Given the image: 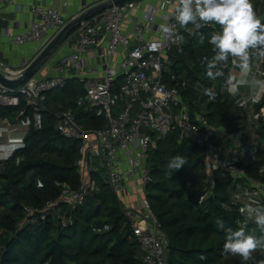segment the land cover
I'll list each match as a JSON object with an SVG mask.
<instances>
[{"label": "trees", "instance_id": "trees-1", "mask_svg": "<svg viewBox=\"0 0 264 264\" xmlns=\"http://www.w3.org/2000/svg\"><path fill=\"white\" fill-rule=\"evenodd\" d=\"M133 1L141 0L126 2ZM252 3L256 14L264 17V0ZM190 26H183V51L170 55L171 73L189 83L182 88L183 99L193 114L203 113L208 118L215 128L213 139L223 150L228 136L245 131L253 123L256 157L246 163L237 161L246 174L233 179L222 168L209 170L205 148L190 135L182 137L179 128L156 140L149 159L153 181L148 185V196L168 236L167 264H264V245L249 260L223 254L226 232L219 227L220 222L233 230L243 227L264 241V230L242 211L246 204L264 207V115L260 114L264 96L248 106H239L223 91L229 79L224 62L214 69L220 75L208 77L207 63L215 55L209 38L220 31V26L194 35L187 30ZM169 73L165 80L174 85ZM182 73L186 74L184 78ZM197 82L209 91L203 94L201 88L194 87ZM85 94L87 97L84 83L76 81L57 89L56 94L46 93L41 129L34 126L33 108L24 100L19 106L0 109L1 115L11 120L22 111L31 119L23 146L0 160V264H143L141 242L134 234L131 219L104 180L83 204H61L45 220L23 222L25 206L40 208L48 200L58 199L65 187L77 189L81 185L83 176L77 163L81 143L63 136L56 125L58 114L72 110L83 127H104V116L89 111L88 98L81 101ZM251 112L258 117L254 119ZM178 154L186 164L169 176L167 163ZM252 178L261 181L263 192L251 198L245 192L253 189Z\"/></svg>", "mask_w": 264, "mask_h": 264}, {"label": "built area", "instance_id": "built-area-1", "mask_svg": "<svg viewBox=\"0 0 264 264\" xmlns=\"http://www.w3.org/2000/svg\"><path fill=\"white\" fill-rule=\"evenodd\" d=\"M4 1L0 0V6ZM138 4L134 1L113 4L101 14L83 19L75 31L77 39L73 51L59 59L60 74L34 75L17 88L0 82V108L16 107L24 100L33 108L34 126L41 129L46 93L66 87L72 78L64 73L74 72L75 78L85 85L91 106L89 111L97 110L106 123L100 129H88L79 124L72 110L58 114L57 130L81 143V157L77 163L83 179L79 188L65 187L58 199L48 200L40 208L25 206L23 222L34 224L45 220L61 204H83L99 189L94 172H100L125 204V213L141 242L143 264H167L168 236L147 193L153 181L149 159L156 140L179 128L182 137L190 135L205 148L209 170L222 168L233 179L246 172L236 163L233 152L218 147L213 139L215 128L208 118L203 113L193 114L190 104L183 99L182 88L188 86V81L171 73L170 55L184 49L185 27L175 20L179 0H153L140 14L131 13ZM31 11L32 19L12 40L19 44L35 41L40 53L70 21L57 8L43 3L34 4ZM257 16L264 22L262 15ZM217 25L201 22L197 27L191 23L187 30L194 35ZM162 26L169 30L165 31ZM91 51L98 59L97 64L90 62ZM250 52L257 59L256 74L264 88V48L258 46ZM223 62L225 68L230 67L229 57ZM7 69L11 74L8 75L15 77L14 71ZM167 72L174 85L165 80ZM261 98L252 97L251 100L256 102ZM253 116L254 119L258 117L257 114ZM6 122L10 134L19 129L9 119ZM30 123L31 120L23 125L29 127ZM23 144L24 141L20 145ZM8 155L5 147L0 150V160ZM250 181L253 189H247L245 195L260 196L263 192L261 181L255 178Z\"/></svg>", "mask_w": 264, "mask_h": 264}, {"label": "crops", "instance_id": "crops-1", "mask_svg": "<svg viewBox=\"0 0 264 264\" xmlns=\"http://www.w3.org/2000/svg\"><path fill=\"white\" fill-rule=\"evenodd\" d=\"M104 2L103 0H5L0 6V70L4 74H10L7 68L14 71V76L21 74L26 67L40 54L37 51L38 43L35 41H27L19 44L12 40V37L20 33L25 25L32 19L33 13L31 6L36 3H43L46 6L57 8L69 21L76 19L82 13L87 12L93 6ZM153 0H141L138 2V7L132 10L133 14H140ZM76 31V29H74ZM75 31H71L69 35L64 38L57 48L52 52L51 56L38 69L36 76L44 77L49 75L60 74L57 69L59 59L69 54L74 49L77 35ZM89 59L92 64H97L98 59L89 54ZM229 67V79L223 86V91L232 96L239 106H246L253 102L252 97L261 98L263 96V83L256 74L257 59L251 54L249 50V66L247 70H242L239 67V58L231 56ZM237 66V67H235ZM11 75V74H10ZM64 75H71V81L81 83L74 76V72L64 73ZM257 80L261 83L258 89L254 91ZM232 81H235L233 83ZM238 85H240L238 87ZM235 86V87H234ZM251 100V101H248ZM248 101V102H247ZM247 102V104H246ZM2 108V107H1ZM0 108V109H1ZM264 106L260 114L263 113ZM255 114L254 112H251ZM198 114V113H197ZM8 117L1 115L0 110V150L4 147L10 155L16 147H20L24 141L28 126L23 125L24 122L31 120L28 115L20 114L14 120L9 119L14 125L19 128L13 133H9L7 124ZM254 129L249 126L245 131H237L224 141L226 149L228 150L227 142L231 140L235 143V147L230 149L235 154L237 161L249 162L256 157V141L254 140ZM12 144L9 151L8 145ZM103 174H100L102 178ZM95 178V176H94ZM96 179V178H95ZM97 180V179H96ZM98 182V181H97ZM109 185L108 183H106ZM249 204H246L247 207ZM255 207V205H253Z\"/></svg>", "mask_w": 264, "mask_h": 264}, {"label": "clouds", "instance_id": "clouds-1", "mask_svg": "<svg viewBox=\"0 0 264 264\" xmlns=\"http://www.w3.org/2000/svg\"><path fill=\"white\" fill-rule=\"evenodd\" d=\"M175 20L180 26L189 23L201 26V22L215 23L220 31L213 33L209 43L213 46L214 57L207 63V76L215 78L220 72L217 69L219 62L226 61L229 56L239 58L240 68L247 70L249 64V50L258 46L264 48V22L257 16L252 0H179L175 8ZM164 27L165 31L169 29ZM186 164L182 155H176L167 163V174L172 176ZM257 225L264 230V207L249 204L246 209ZM219 227L226 232L223 245V254L239 255L243 260H249L252 253L264 245V241L249 233L245 228L233 230L225 228L220 222ZM201 259H205L202 255Z\"/></svg>", "mask_w": 264, "mask_h": 264}, {"label": "water", "instance_id": "water-1", "mask_svg": "<svg viewBox=\"0 0 264 264\" xmlns=\"http://www.w3.org/2000/svg\"><path fill=\"white\" fill-rule=\"evenodd\" d=\"M128 0H110L106 2H102L96 6L90 8L87 12L82 13L76 19L70 21L49 43L48 45L40 52V54L26 67V69L19 75L13 77L8 74H4L0 70V82L5 86L11 88H17L20 85H23L29 78L36 75L38 69L41 65L51 56L52 52L57 48L60 42L66 38L69 33L77 28L78 24L96 13L103 12L113 4H121ZM223 152L220 151V154Z\"/></svg>", "mask_w": 264, "mask_h": 264}, {"label": "rangeland", "instance_id": "rangeland-1", "mask_svg": "<svg viewBox=\"0 0 264 264\" xmlns=\"http://www.w3.org/2000/svg\"><path fill=\"white\" fill-rule=\"evenodd\" d=\"M235 67H237V66H235ZM240 67V66H239ZM186 76V74L185 73H182L181 74V77L182 78H184ZM233 83H235V81H232ZM261 83V81L260 80H257V83H256V86H255V88H254V91H256L257 89H258V85ZM215 84H217V80H215ZM240 85H238V87H239ZM194 87L196 88V87H199V88H201V92L203 93V94H206L208 91H209V89L202 83V82H197L195 85H194ZM235 87V86H234ZM56 91H57V89H55L54 91H52V92H54V94H56ZM80 99H81V101H87V97H86V94L85 95H82L81 97H80ZM87 108L88 109H91V106L88 104L87 105ZM97 112V110H95L93 113H96ZM263 113H264V110H263ZM253 118H254V116H253ZM251 127H252V129H253V123L250 125ZM254 133V132H253ZM255 134V133H254ZM254 137H255V135H254ZM227 144V146H228V150H230V149H232V148H234L235 147V143L231 140L230 142H227L226 143ZM8 148H9V151L11 150V148H12V144H9L8 145ZM94 176H95V178L97 179V181H98V183L100 184L101 183V181H105L106 180V176L105 175H102V178L100 177V172H94ZM148 189H147V193H148ZM123 205H125V204H123Z\"/></svg>", "mask_w": 264, "mask_h": 264}]
</instances>
